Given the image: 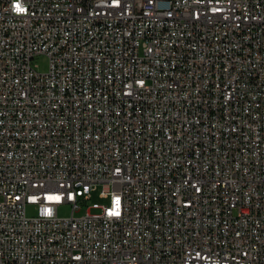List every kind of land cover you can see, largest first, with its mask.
<instances>
[{
  "label": "built area",
  "instance_id": "built-area-1",
  "mask_svg": "<svg viewBox=\"0 0 264 264\" xmlns=\"http://www.w3.org/2000/svg\"><path fill=\"white\" fill-rule=\"evenodd\" d=\"M0 264H264V0H0Z\"/></svg>",
  "mask_w": 264,
  "mask_h": 264
},
{
  "label": "rangeland",
  "instance_id": "rangeland-1",
  "mask_svg": "<svg viewBox=\"0 0 264 264\" xmlns=\"http://www.w3.org/2000/svg\"><path fill=\"white\" fill-rule=\"evenodd\" d=\"M33 65L35 66V69L38 72H45L48 69V57L45 54H36L32 60ZM103 188V184L98 183L94 190L91 191L90 197L85 201L86 205H82V209L79 211H76L74 214L79 215L84 212V208L87 206H90L92 203H104L106 200L102 197H100L99 193L101 189ZM57 213L59 216L67 217L71 214V206L69 204H60L57 207ZM98 209H91V212H96ZM26 214L27 216H33L35 214V208L34 206H27L26 208Z\"/></svg>",
  "mask_w": 264,
  "mask_h": 264
},
{
  "label": "snow or ice",
  "instance_id": "snow-or-ice-1",
  "mask_svg": "<svg viewBox=\"0 0 264 264\" xmlns=\"http://www.w3.org/2000/svg\"><path fill=\"white\" fill-rule=\"evenodd\" d=\"M18 7H19V5H17ZM22 10V9H21ZM48 195V199H50V200H52V199H59L60 197L58 196V195H56V194H54V193H49V194H47ZM33 199H35V197H33ZM117 199V201H118V199L119 198H116Z\"/></svg>",
  "mask_w": 264,
  "mask_h": 264
}]
</instances>
